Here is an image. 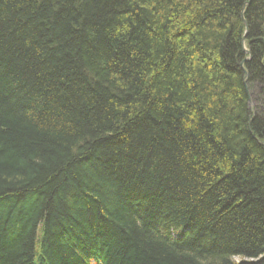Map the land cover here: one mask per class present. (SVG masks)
<instances>
[{
    "label": "trees",
    "instance_id": "1",
    "mask_svg": "<svg viewBox=\"0 0 264 264\" xmlns=\"http://www.w3.org/2000/svg\"><path fill=\"white\" fill-rule=\"evenodd\" d=\"M258 259L264 0H0V264Z\"/></svg>",
    "mask_w": 264,
    "mask_h": 264
},
{
    "label": "water",
    "instance_id": "2",
    "mask_svg": "<svg viewBox=\"0 0 264 264\" xmlns=\"http://www.w3.org/2000/svg\"><path fill=\"white\" fill-rule=\"evenodd\" d=\"M244 63V62H243ZM241 68L243 69V64L241 65ZM247 82V75L245 74L244 75V79H243V84L245 85ZM247 91V97H248V102L250 103L251 102V97H252V94L248 92V90L246 89ZM255 91V90H254ZM253 91V92H254Z\"/></svg>",
    "mask_w": 264,
    "mask_h": 264
},
{
    "label": "bare ground",
    "instance_id": "3",
    "mask_svg": "<svg viewBox=\"0 0 264 264\" xmlns=\"http://www.w3.org/2000/svg\"><path fill=\"white\" fill-rule=\"evenodd\" d=\"M38 236H39V234L36 233V238L39 239ZM244 262H245V263H248V264H256V263L253 262V260H245ZM257 263H258V262H257Z\"/></svg>",
    "mask_w": 264,
    "mask_h": 264
},
{
    "label": "rangeland",
    "instance_id": "4",
    "mask_svg": "<svg viewBox=\"0 0 264 264\" xmlns=\"http://www.w3.org/2000/svg\"><path fill=\"white\" fill-rule=\"evenodd\" d=\"M251 93V92H250ZM253 95H254V93H253ZM253 262L254 263H256V264H260V259H258V260H253ZM258 262V263H257Z\"/></svg>",
    "mask_w": 264,
    "mask_h": 264
}]
</instances>
